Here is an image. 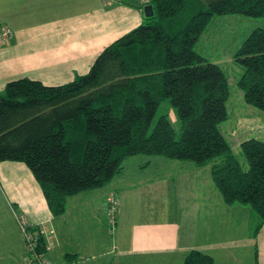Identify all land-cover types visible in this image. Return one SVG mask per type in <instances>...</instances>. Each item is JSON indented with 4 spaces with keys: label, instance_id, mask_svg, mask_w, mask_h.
<instances>
[{
    "label": "trees",
    "instance_id": "trees-1",
    "mask_svg": "<svg viewBox=\"0 0 264 264\" xmlns=\"http://www.w3.org/2000/svg\"><path fill=\"white\" fill-rule=\"evenodd\" d=\"M149 5L154 16L106 47L87 75L62 86L30 79L7 84L0 95V163H24L52 214L60 216L68 198L104 188L129 158L190 161L210 167L227 204L257 212L259 231L264 141L241 144L245 170L222 131L229 120V78L195 46L215 16L264 18V0H150ZM145 7L140 0L139 9ZM234 60L242 68L238 88L246 104L264 112V28L247 37ZM166 102L178 111L179 138L166 115L152 127ZM38 242L37 253L54 264L43 234ZM183 264L214 260L193 250Z\"/></svg>",
    "mask_w": 264,
    "mask_h": 264
},
{
    "label": "crops",
    "instance_id": "crops-1",
    "mask_svg": "<svg viewBox=\"0 0 264 264\" xmlns=\"http://www.w3.org/2000/svg\"><path fill=\"white\" fill-rule=\"evenodd\" d=\"M108 1L0 0V28L13 32L0 47V95L21 79L53 87L85 76L106 47L145 23L140 0ZM244 109L240 145L259 139L251 131L242 134L256 122L254 108ZM224 125L229 141L235 131ZM124 165L99 189L100 197L92 198L99 190L70 197L66 212L54 216L31 170L1 162L0 264H29L22 217L43 231L46 254L56 264H183L193 250L214 264H264L261 218L249 205L227 204L210 167L144 156ZM110 196L119 202L115 228L107 221Z\"/></svg>",
    "mask_w": 264,
    "mask_h": 264
},
{
    "label": "rangeland",
    "instance_id": "rangeland-1",
    "mask_svg": "<svg viewBox=\"0 0 264 264\" xmlns=\"http://www.w3.org/2000/svg\"><path fill=\"white\" fill-rule=\"evenodd\" d=\"M113 1L118 2L119 0H109L108 2ZM257 28H264V18H251L240 14L215 16L205 34L195 46V51L197 53L207 58L211 63L220 65L229 78L231 99L228 106L230 109L229 114L231 119L225 123L223 128L227 131L229 127L232 131H235L234 134L229 136V141L232 144L234 154L239 159L245 170H247L249 167L248 163L243 155L241 145L236 144L235 142H237V137L241 136L239 133L238 124L240 122V118L247 116V112L244 109V106L247 105L244 102L242 92L238 88V82L242 75V68L236 64L234 55L235 52L241 47L242 43L247 39V37ZM253 110H255L254 112L256 114H251V116H255L251 120H255L256 122L253 123L252 127H247L245 130H243L242 134L247 132L249 133L251 131L253 135H258V138L263 139L264 141V121L262 122L260 119L264 118V112L256 108ZM164 115L168 117L179 138L182 131V125L177 109L169 102L163 103L159 107L152 127H154L160 117ZM144 158H147V156H144ZM145 176V174L142 175V177ZM92 194V198L97 199L98 195L100 197L102 192L99 190ZM162 200L165 202L167 201L164 196H162ZM116 214H112L110 209H108L107 221L110 224L108 226L115 228L114 218H116ZM54 263L56 264V260Z\"/></svg>",
    "mask_w": 264,
    "mask_h": 264
},
{
    "label": "built area",
    "instance_id": "built-area-1",
    "mask_svg": "<svg viewBox=\"0 0 264 264\" xmlns=\"http://www.w3.org/2000/svg\"><path fill=\"white\" fill-rule=\"evenodd\" d=\"M142 4L149 5L150 0H141ZM13 37V32L8 28H0V47L10 41ZM109 203L111 205V213L115 214L118 209L119 202L114 197H109ZM25 236L26 248L29 252V264H51L43 255L37 253L38 237L43 234V231L35 230L32 225H28L24 217L19 220Z\"/></svg>",
    "mask_w": 264,
    "mask_h": 264
},
{
    "label": "water",
    "instance_id": "water-1",
    "mask_svg": "<svg viewBox=\"0 0 264 264\" xmlns=\"http://www.w3.org/2000/svg\"><path fill=\"white\" fill-rule=\"evenodd\" d=\"M144 13L146 18H151L154 16V8L152 5H148L144 8Z\"/></svg>",
    "mask_w": 264,
    "mask_h": 264
}]
</instances>
